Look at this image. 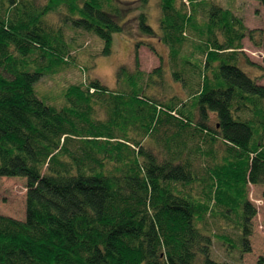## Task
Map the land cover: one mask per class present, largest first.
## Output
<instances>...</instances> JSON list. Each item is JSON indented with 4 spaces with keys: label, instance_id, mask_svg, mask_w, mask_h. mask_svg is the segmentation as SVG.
<instances>
[{
    "label": "trees",
    "instance_id": "trees-1",
    "mask_svg": "<svg viewBox=\"0 0 264 264\" xmlns=\"http://www.w3.org/2000/svg\"><path fill=\"white\" fill-rule=\"evenodd\" d=\"M155 5L157 30L130 8L128 30L140 41L116 89L85 74L55 106L36 89L75 65L63 29L99 39L108 56L128 9L118 0H0V179L26 186L24 220L0 215V264H228L210 259L203 227L229 215L248 252L256 213L247 186H264V67L241 49L261 34L211 0ZM142 45L166 68L140 71ZM167 79L185 99L159 95Z\"/></svg>",
    "mask_w": 264,
    "mask_h": 264
},
{
    "label": "rangeland",
    "instance_id": "rangeland-1",
    "mask_svg": "<svg viewBox=\"0 0 264 264\" xmlns=\"http://www.w3.org/2000/svg\"><path fill=\"white\" fill-rule=\"evenodd\" d=\"M44 3L46 0H37ZM221 8L233 11L234 15L241 19V22L248 30H256L261 34L257 39L260 43L254 46L248 38L242 40V53L247 60L255 65L264 67V10L257 0H211ZM119 5L128 9L123 21L125 29L120 33L113 35L110 54L102 56V42L86 33L80 31L63 29L66 41L74 48L70 55L74 58L75 65L60 70L53 75L42 78L37 85V94L39 98H47L50 104L59 106L62 99L61 95L64 88L68 85L78 84L87 78L98 80L109 90L116 89V71L122 65L132 64L134 45L140 41V33L136 31L130 33V19L135 14L141 12L147 17L148 25L157 30L158 11L155 0H149L145 6H140L138 0H118ZM186 8L185 2L183 1ZM134 7V14H130V8ZM187 10V9H186ZM188 11V10H187ZM51 24L56 25L55 17L47 19ZM122 25V23L120 22ZM129 29V30H128ZM142 40V38H141ZM147 43L155 46L157 52L162 54V48L156 44V40ZM144 42V43H146ZM192 48L189 44L183 47V53L188 54ZM139 70L148 74L162 65L166 68V58L162 61L147 47L140 46L137 50ZM79 67H88V70L80 72ZM248 69V67H247ZM244 72H248L243 68ZM86 74V75H85ZM254 74V73H253ZM256 74V73H255ZM86 76V78L84 77ZM87 81V80H86ZM168 84L159 89L158 93L170 96L176 95L180 99H185V94L181 91L179 85L172 84L167 79ZM258 85L264 86V79L257 81ZM194 193L198 189L194 188ZM26 186L23 178H1L0 179V215L17 221L24 220ZM247 200L255 208V217L251 221L252 230L248 238V252H242V245L238 243L240 232L233 225L235 217L229 215V222L217 218H207L203 230L211 235L212 246L210 259L218 263L228 264H259V259L264 257V186H247ZM218 237H225L230 241L223 244ZM233 241V242H231Z\"/></svg>",
    "mask_w": 264,
    "mask_h": 264
}]
</instances>
